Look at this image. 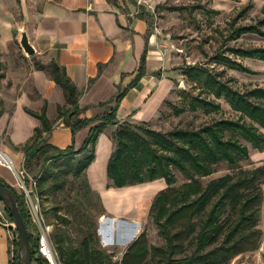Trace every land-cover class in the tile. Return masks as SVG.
I'll return each instance as SVG.
<instances>
[{
  "label": "trees",
  "instance_id": "trees-1",
  "mask_svg": "<svg viewBox=\"0 0 264 264\" xmlns=\"http://www.w3.org/2000/svg\"><path fill=\"white\" fill-rule=\"evenodd\" d=\"M250 5L240 10L237 20ZM208 12L218 13L216 10ZM231 26L232 32L225 41L243 35L264 37V16L250 25ZM222 47L224 50L211 60L230 69L254 74L237 58L264 61V47L226 44ZM145 57L146 53L134 81L116 96L114 109L99 119L81 117L85 110L79 107L80 92L64 68L53 61L48 66L36 64L38 70L46 71L62 88L66 104L58 108L57 119L70 127L72 134L100 120L91 128L79 150L73 146L60 149L44 138L55 123L47 118L45 106L39 113L27 110L40 120L41 127L21 147L25 154L23 168L28 174H34L37 195L52 196L56 203L51 208L50 241L58 264H229L237 256L260 247L264 164L252 168H242L240 164L249 159V148L242 140L255 150L264 151V87L239 89L233 86L232 77L225 78V69L217 73L200 66H189L183 71V75L199 88V94L183 91L186 104L183 110L176 112H196L200 108L220 110L214 99H223L237 115L214 119L199 128L178 127L167 132L139 125L133 127L128 122L119 124L112 136L114 149L107 164V177L116 188L164 179L166 188L155 196L149 210V217L164 244H149L143 232L119 261H114L111 254L99 247L100 239L91 215L95 193L86 169L95 159L93 148L99 133L107 125L117 124L120 101L144 75ZM46 162L51 164L46 166ZM223 163L234 171L208 179L215 173L216 166ZM176 172L184 177L179 185ZM0 180L12 188L2 178ZM72 191L75 193L71 194ZM17 196L28 229V215L20 195ZM61 196L64 198L60 200ZM6 212L12 220L10 212ZM29 237L35 259L39 237L30 232ZM18 247L19 242L16 243L17 252ZM17 258L16 254L15 262ZM38 260L41 264L48 263L43 257Z\"/></svg>",
  "mask_w": 264,
  "mask_h": 264
},
{
  "label": "crops",
  "instance_id": "crops-1",
  "mask_svg": "<svg viewBox=\"0 0 264 264\" xmlns=\"http://www.w3.org/2000/svg\"><path fill=\"white\" fill-rule=\"evenodd\" d=\"M18 1L24 6L29 4L20 31H26L40 58L64 68L80 92L79 107L85 110L81 117L99 119L110 113L118 93L134 81L146 53L144 75L120 101L117 124L107 125L99 133L93 148L95 159L86 169L88 182L102 196L106 211L119 219L122 215L132 217L112 228V238L124 241L131 234L133 242L140 235L136 228L142 229V220L149 216L153 200L166 188V182L157 179L116 188L107 177V164L114 149L112 136L117 126L153 119L172 91V80L164 70L163 61L154 59V39L147 35L148 24L143 18L120 11L111 0ZM3 22L9 30L12 28L10 23ZM25 62H17L22 69L19 73L23 84L0 88V152L9 158L12 166L8 167L5 164L8 160L0 155V160L5 162L0 163V178L12 188L18 186L17 172L23 168L25 154L21 147L41 127L40 120L27 110L39 113L45 106L47 118L55 123L44 138L60 149L73 146L79 150L91 128L100 122L94 121L72 134L70 127L57 119L58 108L66 104L62 88L46 71ZM258 155L259 161H264V152ZM124 194L132 196L130 203H124ZM11 246L10 229L0 221V264H15ZM38 258L36 255L32 264H41Z\"/></svg>",
  "mask_w": 264,
  "mask_h": 264
},
{
  "label": "rangeland",
  "instance_id": "rangeland-1",
  "mask_svg": "<svg viewBox=\"0 0 264 264\" xmlns=\"http://www.w3.org/2000/svg\"><path fill=\"white\" fill-rule=\"evenodd\" d=\"M111 2L120 11L132 13L134 17L146 20L148 24L147 35L154 39L152 45L155 51L154 59L163 61L164 70L170 74L173 84L172 91L158 115L146 123L132 124L133 127L139 125L155 131L167 132L178 127L199 128L214 119L237 115L231 111L229 104L223 99H214L220 105V110L200 108L196 112L189 110L179 114L176 112L183 110L186 104L182 95L183 91H189L191 95L199 94V88L183 75V71L189 66L205 67L217 73L225 69V78L232 77L233 86L239 89L254 86L264 87V61L237 58L239 62L255 72L254 74H247L211 60L224 50L223 44L235 47H264V37L255 35H243L238 39L225 41V38L232 32L231 24L236 27L250 25L264 16V0H120V2L119 0L117 2L111 0ZM249 3L251 5L248 11L237 20L240 10ZM27 7L29 8V4L26 3L24 6L22 1L19 3L18 0H0V88L10 87L13 83L23 84L24 79L19 73L22 69L17 62L24 60L26 64L33 63L35 67L36 64L48 66L50 63H46L45 58H40L41 56H38L35 48V54L29 56L20 45L23 31H20L19 26L24 22ZM209 10H216L218 13H210ZM3 21L10 23L12 28L10 27L9 30V26ZM242 142L249 148V159L241 162L240 166L252 168L264 164V161H259L261 157L258 155L264 151L255 150L246 141L242 140ZM50 164L46 162V166ZM232 171H234L232 167L223 163L216 166L215 173L208 179ZM29 175L33 177L34 174ZM176 177L177 185L184 182V177L181 174L176 172ZM15 191L20 195L23 208L28 215V231L37 235L38 226L30 216L19 185ZM74 193L75 191L71 192V194ZM94 193L95 198H92L91 201V215L92 224H95L100 239L99 247L111 254L114 261H119L131 244L132 236L130 234L124 241H120L112 238L110 232L113 227L123 221L130 220L132 217L122 215L119 219L116 215L109 214L106 211L102 196L95 191ZM37 197L40 201V211L44 218V224L48 225L52 231L51 208L56 206L54 198L52 196L49 198L39 197L38 195ZM131 197V195L124 194L122 196L124 203H130ZM63 198L64 196H61L59 199ZM62 204L66 205L65 202ZM61 212L64 213V211ZM4 219L11 220L7 215L4 203L0 199V221ZM142 224V229L136 228V230L140 232L139 234L143 232L147 234L149 244L156 246L164 244L158 235L156 226L148 215L142 220ZM259 228L263 231L259 249L239 255L229 264H264V203L259 214Z\"/></svg>",
  "mask_w": 264,
  "mask_h": 264
},
{
  "label": "built area",
  "instance_id": "built-area-1",
  "mask_svg": "<svg viewBox=\"0 0 264 264\" xmlns=\"http://www.w3.org/2000/svg\"><path fill=\"white\" fill-rule=\"evenodd\" d=\"M0 155L6 160H8L9 163H5L0 160V163H5L8 167L11 166V162L9 158L0 152ZM18 185L20 186L22 190V194L25 198L26 205L29 209L30 216L33 220V222L38 226V237H39V245H38V251L37 256L43 257L46 259L48 264H58L57 261V255L56 252L52 246V243L50 241V231L51 228L44 224V218L40 211V201L37 197V180L33 177H30V175L26 172L24 168L18 173ZM26 179H28V182H26ZM2 224L10 229L11 237H12V246L11 251L13 258L16 256V243L19 240L18 233L14 227V224L12 220L4 219L1 221Z\"/></svg>",
  "mask_w": 264,
  "mask_h": 264
},
{
  "label": "water",
  "instance_id": "water-1",
  "mask_svg": "<svg viewBox=\"0 0 264 264\" xmlns=\"http://www.w3.org/2000/svg\"><path fill=\"white\" fill-rule=\"evenodd\" d=\"M20 45L29 56L35 54V49L29 41L26 31L21 34ZM0 199L12 216V222L18 233L19 247L17 252V261L15 264H32L33 251L30 242L29 232L24 222L23 216L18 205V196L14 189L8 187L0 180Z\"/></svg>",
  "mask_w": 264,
  "mask_h": 264
}]
</instances>
